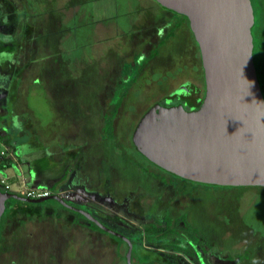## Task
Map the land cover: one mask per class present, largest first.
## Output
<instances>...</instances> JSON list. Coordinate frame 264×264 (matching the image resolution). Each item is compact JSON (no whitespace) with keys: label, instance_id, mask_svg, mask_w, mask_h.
Here are the masks:
<instances>
[{"label":"rangeland","instance_id":"1","mask_svg":"<svg viewBox=\"0 0 264 264\" xmlns=\"http://www.w3.org/2000/svg\"><path fill=\"white\" fill-rule=\"evenodd\" d=\"M61 2L68 7L67 22L53 24L59 16H52L48 38L51 49H48L47 55L39 57L40 61L34 57L39 61L34 76L40 77L42 86L32 87V90L40 92L21 94L19 97L23 100L21 106L39 110L37 115L42 117L44 125L52 127L50 132L60 133L56 144L59 147L52 146L55 151L62 147L69 152L62 151V155L59 150V154L50 153L60 165L59 170L56 168L54 171L56 174L60 172L58 178L66 173L69 178L65 181H62L65 177L61 179L63 184L57 190L45 186H23L28 177L31 178V171L24 167L25 180L17 167L11 168L14 159L20 158L16 157L14 148L6 142L7 135L0 129V168L4 176L10 178L12 192L26 196L29 189L49 191L51 195H59L97 211L111 223L120 226L133 223L141 234L148 228L141 218L147 216V221L153 219L155 212L150 207H154L156 216L169 210L175 218L185 216L188 226L196 233L195 237L200 238L199 241L195 239V248L201 250L202 257L209 258L212 264H264V187L213 188L196 185L147 164L149 171H156L166 179L173 178L175 185L181 189L180 195L174 197L177 201L170 205L169 198L164 196L170 187L163 186L136 166L138 162L135 159L144 163L142 166L146 164L135 154L130 140L139 117L159 101L172 105L184 100L190 107L188 99L182 94L189 90L191 84L182 83L203 79L201 64L197 73L200 47L190 28L155 0L57 1ZM261 2L264 4V0ZM261 2L257 5L255 2L258 17L256 36L263 41L258 54L264 72V6ZM9 18L7 24L0 9L2 74L8 67L12 68L13 61L10 55V66L5 64L6 57L3 55L4 47L14 48L11 44L14 40L13 19L11 15ZM2 37L9 38L10 42L4 43ZM152 41H160V45H151ZM25 51L29 53V49ZM187 70L190 71L188 75ZM1 98V114L5 117L10 111L5 109ZM121 99L123 104L114 124L112 139L104 126L112 116L113 106ZM27 113L22 116L28 118ZM7 120L11 125L13 121L16 123V118L12 120L8 117ZM18 131L26 133L27 129ZM17 139L28 143L23 144L25 146H39L31 141L32 136L27 133ZM70 139L78 147H84L83 156L80 149L70 150L73 148L69 146ZM72 178H75V183ZM126 189L134 192L132 200L127 201L128 216L123 209H119L118 203H124ZM117 191L123 194L120 196ZM115 195L118 198L115 199ZM12 203L15 205V200ZM42 204L18 202L13 209L19 208V214L4 216L0 228V264L125 263L119 257L124 254L125 247L121 246L116 256L114 246L109 247L101 238L88 235L92 232L89 228L71 231L72 225L68 220L63 222L53 216L36 218L34 212L38 208L54 207L84 220L79 214L62 208L54 199ZM99 219L120 233H130L101 217ZM183 225L184 222H180L179 226ZM186 237L181 238L188 248L190 241ZM138 238L137 256H134L136 264H200L195 257L184 252L172 253L174 251L167 248L166 240L162 243L142 235Z\"/></svg>","mask_w":264,"mask_h":264},{"label":"water","instance_id":"2","mask_svg":"<svg viewBox=\"0 0 264 264\" xmlns=\"http://www.w3.org/2000/svg\"><path fill=\"white\" fill-rule=\"evenodd\" d=\"M188 17L200 47L206 96L198 109L184 100L159 102L138 123L133 140L151 163L184 180L218 187H264V95L254 62L255 15L251 0H155ZM54 199L103 231L133 243L59 195L30 199L0 189V228L9 200Z\"/></svg>","mask_w":264,"mask_h":264},{"label":"crops","instance_id":"3","mask_svg":"<svg viewBox=\"0 0 264 264\" xmlns=\"http://www.w3.org/2000/svg\"><path fill=\"white\" fill-rule=\"evenodd\" d=\"M13 1H11L12 4ZM25 1L26 2H24L22 5L20 4L21 6L19 7L20 10H18V12L19 14H21V17L23 15H27L28 18L27 20H23V24L21 26L16 28L14 25V22L16 21V15L18 14L17 11H15L13 7L8 10L9 17L11 15L13 19L12 37L14 38V40L11 42V44L14 48L12 49V51L11 49L4 47L3 55L6 57L4 61L5 64H8L10 66V63L8 62V58L10 59V55L12 56L13 61L11 64V69L10 67H8V70L5 73H0V98L2 97L1 101L4 103L3 105L4 107H6L5 109L10 111V113L6 114V119L4 120L5 117L3 113L1 114V112L3 111H1L0 108V124L2 123L0 129L7 135L6 142L14 148L16 157L20 158L14 159L15 161L12 164L11 168H13L14 166L17 167L16 169H18V171L22 173L21 175L23 177L25 175L23 174L24 167L28 169V172L31 171V178L28 177L29 180H26V178L24 177L29 185L27 183L22 185H27L31 188L36 186H45V188H55L57 190L58 187L62 186V181H65V179L63 178L65 177V175H68V173L62 176V181L61 179H59L60 172L59 174H56V172L54 171L56 170V168L57 170H59L60 165L58 164L54 156L51 155L50 151L56 153L59 150L62 155V151L69 152V150L65 151L62 147H60L57 151H55L54 146L56 148L59 147L56 144L59 142L58 135H60V133L56 134L55 132L52 133L49 131L52 127L50 125H44L42 117L37 115L39 111L38 109L35 108L34 110H31V108H27V106H21L23 104V100L21 101V97L19 96L26 93L33 94L36 92H40L38 91V89L35 91L32 90V87L36 89L37 87L42 86L40 77H35L36 75L34 76V74L36 72V65L40 61L39 57L42 58L43 56L47 55L48 49H51L48 38L52 25V16L55 17L54 14L59 16L57 20L53 21V24L55 22L62 23L64 20L67 22L66 19L68 14V7L65 6L63 2H61L60 4L57 3L58 0ZM24 11L25 13H23ZM6 12L7 10L3 11V14L6 18L5 21L8 24L10 18L7 17L8 12ZM32 16L34 18L33 21H31ZM38 16L44 18V20H42V18L40 20L37 19ZM61 16H65L66 18ZM29 20L31 22H29ZM25 49H29V53L25 51ZM8 50H10V52H8ZM34 57L39 61H36ZM104 111H106V109H104ZM32 112L34 114L36 113L37 116ZM23 113H27L28 118H24L22 116ZM8 117H11L12 120L16 118V123L14 124L13 121V125H11V122L7 120ZM19 128L27 129L26 133L32 136L31 141L38 144L39 146L32 147L23 145H27L28 143H21L17 138L25 136L26 133L19 132L18 130L21 131V129ZM70 141L72 140L70 139ZM83 141V145L85 146L86 139H84ZM70 145L73 146V148L70 147L72 148L70 150L80 149L83 156L84 147H78V145L74 144L73 141L69 143V146ZM24 147L26 148L23 153ZM59 152H57L56 154H59ZM35 154H38L39 156H36ZM66 172L68 171L66 170ZM9 183H11L10 178Z\"/></svg>","mask_w":264,"mask_h":264},{"label":"flooded vegetation","instance_id":"4","mask_svg":"<svg viewBox=\"0 0 264 264\" xmlns=\"http://www.w3.org/2000/svg\"><path fill=\"white\" fill-rule=\"evenodd\" d=\"M11 1H13V0H0V9H2L3 11H6L7 10V12H8V14H7V17H9V9L11 8V7H13V9H15V11H17V15H16V21L14 22V25H15V27L17 28V27H19V26H21L22 24H23V20L25 19V20H27V15H23L22 17H21V14H19V12H18V10H20L19 9V7L24 3V2H26L25 0H14L13 1V4H12V2ZM7 3V4H6ZM21 4V5H20ZM168 13H170V14H172V15H174V16H176V18H178L179 19V21L180 22H182V23H186V25L190 28V26H189V24L185 21V19L184 18H182V16L180 15V14H177V13H174V12H172V11H170V10H166ZM6 12V13H7ZM23 13H25V11L23 12ZM32 18V20L31 21H33L34 20V18H33V16L31 17ZM30 20H29V22H31ZM9 23V22H8ZM158 28V27H157ZM190 30H191V28H190ZM157 31H159V30H157ZM192 32V31H191ZM160 35H161V33H160ZM192 35L194 36V34L192 33ZM162 36V35H161ZM3 38V41H5L4 43H7L8 44V42H10V39L9 38H6V37H2ZM195 38V37H194ZM160 40H162V39H160ZM196 40V39H195ZM154 43H155V46L157 45V46H159L160 45V41H158V43L157 42H154V41H152L150 44L151 45H154ZM161 44H162V42H161ZM150 45V46H151ZM154 46V47H155ZM201 52V51H200ZM200 60V62H198V65H197V73H198V69H199V64H201L200 65V69H201V73H202V78L203 79H198V81H192L191 82V80H187V81H185V82H183L182 84H186V83H189V84H191L190 86V88H189V90H187V92L188 93H192L193 91H196L195 93L196 94H194V95H198V96H202V95H204L205 94V96H206V82H205V72H204V68H203V63H201L202 62V57H201V59H199ZM184 71H186V70H184ZM187 75L188 74H190V71L189 70H187ZM196 73V74H197ZM200 77V76H199ZM182 84H180L179 86H181ZM184 94H186V92H183V94L182 95H184ZM194 95H192L191 97H195ZM188 96H190V95H188ZM205 99V98H204ZM190 99H188V101H189ZM192 101L194 100V99H191ZM159 102H162V101H159ZM159 102H157V103H155L154 105H156V104H158ZM185 102V101H184ZM189 103H191V101H189ZM154 105H152L150 108H149V110L154 106ZM187 105V104H186ZM190 105V104H189ZM188 106V105H187ZM190 108V107H189ZM199 108V107H198ZM198 108H190V109H198ZM148 110V111H149ZM148 111H145V113L146 112H148ZM118 116H119V114L117 115V118H118ZM140 157V156H139ZM141 158V157H140ZM141 160L142 161H144L145 162V160L143 159V158H141ZM140 164H138L137 166H140V170H143L144 172H146V168L148 167L147 166V162H145L146 164H145V166H142L143 164L141 163V162H139ZM147 171H148V168H147ZM147 173V172H146ZM77 174L78 175H80V173L79 172H77ZM171 175V174H170ZM69 176V175H68ZM67 176V178L65 179V180H67L69 177ZM172 177H176V176H174V175H172ZM177 178H179V177H177ZM75 178H72V182L73 183H75L73 180H74ZM166 181L168 182L166 185H164V183H162V182H160V181H158V182H160L161 184H163V186H165V187H170L169 188V191L167 190L166 192H165V197H167V198H169V200H168V204H172L174 201H177V200H175L174 199V197H176V196H179L180 195V193H179V187H178V185H175V183H174V181H173V178H169V179H166ZM133 190H127L126 189V192L124 193V203L123 202H118L119 203V206L121 207V208H119L120 210L121 209H123L124 211H125V213H126V216H128L129 215V212H128V209L126 208V207H128L127 206V201L129 202L130 201V199L131 198H133L132 197V195L134 194V192H132ZM117 193L118 194H120V196H121V193L122 192H120V191H117ZM123 194V193H122ZM126 194V195H125ZM114 198L116 199V198H118V195H115L114 196ZM132 200V199H131ZM12 201H13V199H11V200H9L8 201V203H7V209H6V212H5V214H4V216H6V214H14L15 215V213H17V214H19V208H15V209H13V206L15 207V206H18V202L19 203H21V202H23V203H28V202H24V201H19V200H15V202L17 203H15V205L12 203ZM69 204H71V205H73L74 207H78V208H81V209H84L85 211H87V212H89L90 214H92L98 221H100L102 224H104V222H102V220L101 219H99L100 217L103 219V220H105L107 223H109V224H112V225H115V226H117V227H122L123 229H125L126 230V232H128L127 230H129V232L130 233H128V234H123V233H120V232H118V231H116V230H114V229H112L111 227H109V226H107L106 224H104L105 226H107L108 228H110V229H112V230H114V231H116V232H118V233H120V234H123V235H125L126 237H128L131 241H132V243H133V251L136 249V253H137V247H138V242H137V240L139 239L138 237H140L141 235H142V237H146L147 239H150V240H153L154 241V238L152 237V236H150V237H148V233H147V231L146 230H144V232L141 234L140 232H139V230H138V228L137 227H135L134 226V224L133 223H126V226L124 225V226H120L118 223L116 224V223H111L110 221H108V219H105L103 216H101L100 215V213H98L97 211H95V210H93V209H90V208H87V207H84V206H80V205H78V204H75L74 202H72V201H68V200H66ZM126 203V204H125ZM133 203V202H132ZM30 204H33V205H37V204H35V203H30ZM40 205H43L42 203H39ZM44 204H45V202H44ZM60 204V203H59ZM61 205V204H60ZM125 207V208H124ZM12 208V210H10ZM62 208H64V209H66V210H68L69 212H73L74 214L75 213H77V212H74L73 210H71V209H69V208H66V207H64V206H62ZM129 208V207H128ZM39 210H36V212H34V214L36 215V218H41V217H43V216H53V217H56L57 219H59V220H61V221H63V222H65V221H69V223H70V225H72V230L71 231H73L74 229L76 230V228H89L92 232H90L88 235L89 236H91V237H94V238H96V239H102V241H103V243L105 244V245H107V246H109V247H113L114 246V249H115V254H116V256L118 255V253H120V247L121 246H123V247H125V251H124V254H125V260H126V253H127V250H128V245L123 241V240H121V239H118V238H116V237H114L113 235H111V234H109V233H107V232H105V231H103L100 227H98L95 223H93L92 221H90L87 217H85L84 215H82V214H80V213H77V214H79L80 216H82L83 218H84V220H82V219H80L79 217H77V216H75V217H73V216H70V215H68L64 210H61V209H58V208H54V207H50V208H48V209H46L45 208V210H44V208H38ZM150 209H151V211H154L155 213H154V216H152L153 217V219H152V221H147L145 218L147 217H144L143 216V218H141V219H143V221H142V223L144 224V225H148V228L150 227H153V226H157L160 230H163V228H164V226L165 227H167V222H166V217L167 216H170V217H172V218H175V217H173V216H171V211H169V210H165V212L163 211V214L162 215H160V216H156V211H155V209H154V207H150ZM150 211V212H151ZM158 212V211H157ZM98 215V216H97ZM4 216H3V218H4ZM28 216L30 217V215L28 214ZM97 217H99V218H97ZM78 218V221H76V219ZM145 219V220H144ZM3 220V219H2ZM5 225H6V223H5ZM93 225H95L96 227H98L99 228V230L98 229H95L94 227H93ZM130 226V227H129ZM1 227H2V224H1ZM135 227V228H134ZM108 235H109V237H108ZM145 235V236H144ZM102 236H103V238H102ZM185 236V235H184ZM110 237H112V238H114V239H112V238H110ZM138 238V239H137ZM71 238H68V240H70ZM121 240L123 243H125L124 245L123 244H120V242H118V240ZM186 239L187 240H189L190 241V239L189 238H187L186 237ZM104 240H106L105 242H104ZM157 241V240H156ZM163 241H165V240H162L161 242L163 243ZM157 242H160V241H157ZM190 245L192 244V248H194V253H195V256H193V257H195V259H197L198 260V262L200 263V264H212V261L209 259V258H207V257H202V255L200 254V252H202L201 250H198V248H195V247H197V245H196V243H194V242H192V241H190V243H189ZM112 245V246H111ZM163 249V248H162ZM200 251V252H199ZM172 253H175V252H172ZM178 253V252H177ZM203 253V252H202ZM124 254H120L119 255V257L121 258V261H124L123 260V258L121 257V256H123ZM204 254H207V253H204ZM134 261H135V257L133 256V263H134ZM126 264H127V262H125ZM124 263V264H125ZM134 264H136V263H134ZM169 264H171V263H169Z\"/></svg>","mask_w":264,"mask_h":264},{"label":"trees","instance_id":"5","mask_svg":"<svg viewBox=\"0 0 264 264\" xmlns=\"http://www.w3.org/2000/svg\"><path fill=\"white\" fill-rule=\"evenodd\" d=\"M254 1L256 2V5H257L262 0H251L250 2H252L253 9H254V15H255V25H254V27H253V29L251 31L253 33L254 45H255V48H254V62H255L256 69H257L258 78H259V81H260V84H261L262 92H263V95H264V72H263L262 64H261V62L259 60L260 56L258 54L259 51L261 50L262 46H263V41H262V38L260 39L259 37L257 38V36H256L257 35V32L256 31H257V26H258V23H257L258 17H257V7H256ZM261 3L264 6L263 2H261ZM258 8H261V7H258ZM163 9L164 10H167L165 8H163ZM262 9L264 10L263 7H262ZM181 16L189 24L188 17L183 16V15H181ZM189 26H190V24H189ZM195 92L196 91H193L192 93L186 92V94L183 95V96L186 97V99H190L189 101H191V103H190V107L191 108H198V107H200L203 104V101H204V98H205V94L200 97L198 95H194V94H196ZM188 95H190V96H188ZM192 95H194L195 97H191ZM191 99H194V100L192 101ZM122 104L123 103H122V99H121L116 105L113 106L112 112H111V115L112 116L110 118H108L109 119V122L106 124L107 126H104L105 127V130L107 132V135L108 136H111L112 139H113L114 128H115V125L114 124H115V122L117 120V115L119 114V111L121 110ZM148 110H149V108L146 111H148ZM146 113L144 112L139 117L138 123L141 121V119L143 118V116ZM138 123H136L135 126H133L134 128L132 130V133H131L132 136L130 138L131 143H132V148H133L135 154H137L138 157L140 156L141 158H143L145 160V162H147V164H149V165H151V166H153V167H155V168L163 171L161 168L157 167L156 165H154L153 163H151L147 158H145L142 154H140V151L136 147V145L134 143V140H133V136H134V132H135V129H136ZM135 160L138 162L136 164V166L138 164H140L137 159H135ZM129 161H131V160H129ZM4 168H6V166H4ZM147 168H148V171H147ZM147 168H146V172L150 175L151 178H153L155 180H158V181L164 183V185H166L168 183L166 181V178L165 177L161 176L156 171H153V172L152 171H149V166ZM163 173L170 175V173H168L166 171H163ZM67 176L68 175H66L65 178H67ZM170 176H172V174ZM178 179L184 180L182 178H178ZM184 181H187V180H184ZM187 182L192 183V184H196V185L210 186V185H204V184H197V183H193V182H190V181H187ZM210 187H213V188H237V187H218V186H210ZM245 187H258V186H245ZM56 202H58V201H56ZM58 204H59V202H58ZM60 206L62 207V205H60ZM166 222H167V227H164L163 230H160L157 226H153L151 228L150 227L147 228L146 231L149 234L148 237L152 236L154 238V240H157V241H160V242L162 240H166L167 241L166 242L167 248L171 249L174 252H184V253H186L188 255L195 256V253L193 251L194 248H192V244L191 245L189 244V247L187 248L185 246V244L183 243L184 241L181 238L182 236H184V235L186 236L187 235L188 236L187 238H189L190 241H192V242H194L195 239H197L198 241L200 240V238H196L195 237V234H196L195 231H193L188 226V224L186 222V219H185V216L184 217H181V218H172L170 216H167L166 217ZM180 222H184V225L183 226H179ZM93 227L95 229H98L99 230V228L96 227L95 225H93ZM118 242H120V244H123V245L125 244L121 240H118ZM133 256H137L136 255V249L133 251ZM122 258H123L124 262H126V260H125V254L122 256ZM150 264H152V263L150 262Z\"/></svg>","mask_w":264,"mask_h":264},{"label":"built area","instance_id":"6","mask_svg":"<svg viewBox=\"0 0 264 264\" xmlns=\"http://www.w3.org/2000/svg\"><path fill=\"white\" fill-rule=\"evenodd\" d=\"M2 155H4V152H2ZM0 189L5 191V192H12V187L9 183V178L8 176H4L2 169L0 168ZM13 193V192H12ZM51 192L49 191H42V192H36L34 190H28L26 192V197L30 199H40V198H45V197H50Z\"/></svg>","mask_w":264,"mask_h":264}]
</instances>
